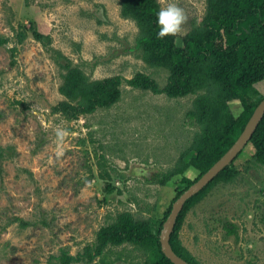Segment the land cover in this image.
<instances>
[{"label":"rangeland","instance_id":"obj_1","mask_svg":"<svg viewBox=\"0 0 264 264\" xmlns=\"http://www.w3.org/2000/svg\"><path fill=\"white\" fill-rule=\"evenodd\" d=\"M177 2L187 14L176 34L182 45L208 0ZM36 29L49 40L33 37ZM137 32L121 16V0H0V264H57L63 250L79 255L122 211L162 219L182 187V176L165 186L152 178L171 170L192 144L198 127L187 113L196 95L169 98L124 82L121 101L110 109L77 120L53 110L65 99L59 63L67 61L59 53L92 79L142 72L166 86L169 72L145 63ZM252 96L264 99V81ZM240 107L231 103L236 116ZM254 153L247 145L232 163L236 179L212 186L186 217L180 237L201 264H264V167ZM103 173L114 192L106 190ZM226 222L237 226L238 236L227 234ZM146 259L145 250L125 245L73 264Z\"/></svg>","mask_w":264,"mask_h":264},{"label":"trees","instance_id":"obj_2","mask_svg":"<svg viewBox=\"0 0 264 264\" xmlns=\"http://www.w3.org/2000/svg\"><path fill=\"white\" fill-rule=\"evenodd\" d=\"M160 7L158 0H121V16L133 20L138 28L136 49L150 67L169 72L166 86L162 87L156 79L142 72L131 79L121 75L92 79L80 66L58 52L67 61L59 63L65 71L59 92L65 99L53 110L68 120H77L82 115L110 109L121 101L124 82L136 89L166 94L169 98L196 95L187 113V118L198 127L192 144L182 152L171 170L158 172L152 178L153 183L165 186L182 176L179 182L182 187L177 189L162 219H140L131 211H122L112 223L100 228L95 243L86 246L83 253L75 256L63 250L57 264L90 263L109 248L125 245L145 250V264H173L162 251L160 238L174 202L231 149L261 102L253 98L252 90L264 81V0H208L203 20L188 31L182 45H178L177 35L163 39L157 36L156 13ZM17 36L21 42L25 38L24 33ZM33 37L41 42L49 40L37 29ZM234 101L241 105L237 116L231 109ZM249 144L255 150L256 163L264 167V117ZM232 163L191 197L177 218L170 244L178 256L191 264L201 263L183 244L181 229L192 207L212 186L236 179L239 169ZM190 168L197 172L194 178L185 175ZM101 176L107 180L106 190L114 192L116 187L111 183L110 174ZM224 229L229 236H238L235 224L226 222Z\"/></svg>","mask_w":264,"mask_h":264},{"label":"water","instance_id":"obj_3","mask_svg":"<svg viewBox=\"0 0 264 264\" xmlns=\"http://www.w3.org/2000/svg\"><path fill=\"white\" fill-rule=\"evenodd\" d=\"M264 117V99L256 106V110L248 122L244 132L237 140V142L229 149V151L206 172L196 183L189 187L173 204L171 213L167 218L163 231L161 233V245L164 254L173 262V264H191L182 257L178 256L170 244V238L174 231L177 218L183 209L185 203L199 193L203 187L207 186L214 178L227 166H229L236 157L243 151V149L251 141L254 132L259 126Z\"/></svg>","mask_w":264,"mask_h":264},{"label":"clouds","instance_id":"obj_4","mask_svg":"<svg viewBox=\"0 0 264 264\" xmlns=\"http://www.w3.org/2000/svg\"><path fill=\"white\" fill-rule=\"evenodd\" d=\"M156 16L157 36L161 39L182 32L187 20V14L177 0H168L165 6L159 8Z\"/></svg>","mask_w":264,"mask_h":264}]
</instances>
